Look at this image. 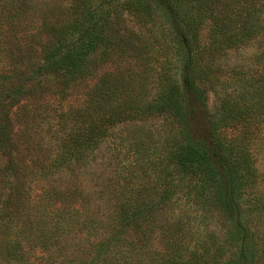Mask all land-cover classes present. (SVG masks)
<instances>
[{
    "label": "trees",
    "instance_id": "trees-1",
    "mask_svg": "<svg viewBox=\"0 0 264 264\" xmlns=\"http://www.w3.org/2000/svg\"><path fill=\"white\" fill-rule=\"evenodd\" d=\"M67 1L63 11L0 0V264H264L250 133H231L249 116L264 122V65L226 87L214 67L264 36V0ZM35 12L33 63L10 45ZM110 64L80 103L54 109ZM152 116L170 128L131 142L108 221L83 190L53 183L88 165L114 128Z\"/></svg>",
    "mask_w": 264,
    "mask_h": 264
},
{
    "label": "rangeland",
    "instance_id": "rangeland-1",
    "mask_svg": "<svg viewBox=\"0 0 264 264\" xmlns=\"http://www.w3.org/2000/svg\"><path fill=\"white\" fill-rule=\"evenodd\" d=\"M30 2L33 5H38L37 7L46 6L45 3L50 6L57 5L63 11L69 5L67 0H30ZM41 8L42 10L45 9L44 7ZM37 14L40 13L35 12L29 15L26 28L16 36L17 38L12 39L14 42L10 45L15 49L21 47L20 54L26 56L25 59L33 63L40 61V57L38 58L39 50L36 51L39 43L33 38L41 16H37ZM132 21L135 22L134 19ZM200 38L204 45L208 42V28L201 32ZM29 48H32L35 53H31ZM262 53H264V36L240 49L229 50L214 65L218 72L219 84L224 83V87L231 86L232 83L242 82L246 78L258 76L264 65L263 61L258 60V56ZM115 66L114 64L106 65L98 70L95 79L79 84L68 90L67 93L62 94L61 92L56 101L54 100V109H60L62 105L67 108L80 103L86 93L96 84L98 78L107 72L113 71ZM56 81L53 83L58 86V89L62 90V87ZM208 103L210 109H214L217 105L213 92L209 95ZM46 114L51 115L52 113L48 111ZM248 123H250L249 128L243 130L241 125L238 130L231 133L239 137L250 133L249 136L252 141L251 152L258 171V188L260 191H264V122L251 119L249 116ZM169 128V121L162 116L144 117L140 121L120 125L112 130L113 136L101 145L88 165H80L74 170L59 173L53 183L68 190H83L84 194L90 199V208L102 220L108 221V218L114 214V206L117 203V191L122 188L120 179L126 174L127 166L135 158V148L131 145V142L135 140L144 141L145 138L142 139V136L144 137L145 133L162 134ZM48 129L49 126L45 125L41 130V138L48 136ZM139 132H142L141 138L139 137ZM228 133L230 134V132ZM156 142L158 143L159 141ZM5 162L6 158L1 156L0 166L4 165Z\"/></svg>",
    "mask_w": 264,
    "mask_h": 264
}]
</instances>
